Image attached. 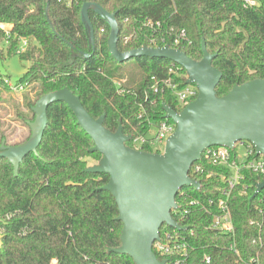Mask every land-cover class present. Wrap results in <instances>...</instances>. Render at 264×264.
<instances>
[{
    "label": "trees",
    "instance_id": "16d2710c",
    "mask_svg": "<svg viewBox=\"0 0 264 264\" xmlns=\"http://www.w3.org/2000/svg\"><path fill=\"white\" fill-rule=\"evenodd\" d=\"M252 1L254 6L246 0H50L49 4L48 0H0V59L17 52L21 61L29 63L15 86L23 87L21 102L5 95L12 90L0 74V107L12 111L11 123L0 118V147L3 141L12 149L28 143L25 136L11 144L16 132L13 122L29 129L37 101L64 88L79 96L95 119L105 114L108 130L116 132L122 125L126 135L146 134L151 125L166 120L163 104L182 110L171 93L161 90L168 78L185 86L186 71L161 59L124 63L112 59L108 40L113 28L95 8L89 10L95 31L93 51L82 14L85 4L116 14L118 49L123 53L169 46L201 61L205 41L208 52L217 54L213 66L223 77L216 91L224 96L236 85L264 79V0ZM24 41L27 46L21 51ZM47 116L37 155L30 153L21 161L17 177L9 160L0 159V264H134L131 257L109 251L121 246L118 206L103 190L109 176L86 172L88 160L100 162L102 155L90 151L93 140L65 103L52 104ZM196 166L203 171L194 174ZM231 175L229 168L204 158L195 163L192 178L201 188L181 189L176 199L179 209L172 212L188 230L167 225L160 229V241L170 243V235L193 248L190 264H203L205 256L212 258V264H264V190L251 200L264 176L244 170L231 190L228 204L234 235L211 230L214 216L204 208L210 200L223 198ZM193 201L199 206H191ZM185 209L189 214L181 215ZM231 243L239 255L230 251ZM155 245L158 260L174 264L178 254L162 255Z\"/></svg>",
    "mask_w": 264,
    "mask_h": 264
},
{
    "label": "water",
    "instance_id": "95a60500",
    "mask_svg": "<svg viewBox=\"0 0 264 264\" xmlns=\"http://www.w3.org/2000/svg\"><path fill=\"white\" fill-rule=\"evenodd\" d=\"M91 8L104 15L112 25L113 32L108 40L112 59L119 63L141 58L161 59L178 64L187 73V84L198 89L197 98L180 112L163 104L166 117L174 122L176 129L166 141L163 153H150L127 146L132 134L126 135L122 125L116 132L108 130L104 126L106 115L97 119L92 117L80 97L69 89L54 91L41 97L32 108L35 119L27 124L34 139L14 149L3 141L0 159L9 160L17 177L21 161L30 153L37 155L49 122L48 108L57 102L65 103L78 125L93 140L94 147L90 151L102 155L100 164L87 168L86 172L109 176L103 190L112 194L118 206V220L123 224L121 246L109 251L131 257L134 264H167L165 260H158L153 247L160 240L163 225L178 231L188 230L173 218L172 212L178 209L176 199L181 189L201 188V183L190 177V171L202 160L204 151L211 147L234 150L237 143L248 142L254 146L257 155L264 156V79L236 85L226 95L218 96L216 89L223 74L213 66L217 54L208 52L205 41L201 46V61L169 46L143 47L123 53L118 49L116 14L87 3L82 14L90 30L93 51L95 31L89 18ZM49 24L52 26L50 20ZM263 190L264 181L257 184L251 200ZM2 239L0 234V247Z\"/></svg>",
    "mask_w": 264,
    "mask_h": 264
},
{
    "label": "built area",
    "instance_id": "2783aa9c",
    "mask_svg": "<svg viewBox=\"0 0 264 264\" xmlns=\"http://www.w3.org/2000/svg\"><path fill=\"white\" fill-rule=\"evenodd\" d=\"M246 3L251 6L256 4L255 1L252 0H246ZM180 36L184 37L185 33L182 32ZM176 43H178V40ZM26 46L27 43L24 41L21 51H23ZM8 85L12 91L23 90V87H14L9 82ZM180 85L181 84L173 78H168L162 82L163 87L161 91L171 93L183 109L186 105L197 98L198 89L195 85L186 84L183 87ZM154 89L156 93L159 92L158 85L154 86ZM175 129L176 125L174 122H170L168 118H166V120L160 121L156 125H151L146 134H132L133 138L130 141L132 143L131 148L141 151H146L145 148H150L153 149L154 152H159V150L156 149L157 146L162 143L166 144V141L173 135ZM232 152L235 153L236 159L233 157ZM203 158L212 163L214 166L229 168L233 172V175H231L227 180L229 188L223 191V198L218 202L210 200L209 206L204 209L207 213L214 216L211 230L224 235H234L235 230L232 221V214L228 204L230 192L243 178L242 172L244 170L264 176V156L257 155L254 146L248 142H244L237 143L234 150L224 147L208 148L204 151L202 155V159ZM202 171L203 169L201 166H196L193 173L195 174ZM190 177L192 178V169L190 171ZM199 204L200 203L198 201L191 202V206H199ZM189 212V209H185L180 211V214L187 215ZM251 224H253V222ZM168 238L171 239L170 243H164L159 240V242L155 245L157 251L162 255L176 252L179 257L175 260L174 264H190V251L193 248L186 242H180L177 239H172L170 235H168ZM229 249L239 255L235 243H231L229 245ZM253 262H255V260H253ZM203 264H212V258L210 256H205Z\"/></svg>",
    "mask_w": 264,
    "mask_h": 264
},
{
    "label": "rangeland",
    "instance_id": "374dc122",
    "mask_svg": "<svg viewBox=\"0 0 264 264\" xmlns=\"http://www.w3.org/2000/svg\"><path fill=\"white\" fill-rule=\"evenodd\" d=\"M28 67H29V63L21 61L19 54L17 52L12 54L11 56H7L3 60L0 59V74L3 75L5 77V79H7L9 81V83L14 87L17 85L19 79L27 71ZM21 92L22 91H20V90L11 91L10 93L6 92L5 95L13 97L14 99H17L21 102L22 101ZM7 111H9V112L7 113ZM11 114H12V111L9 108H7V110H5L4 108L0 107V118H4V121L11 123L12 119H11V117H9V115H11ZM13 126L15 127L16 132L11 137V144H16V143L22 142L24 140L25 136L26 137L29 136V142H31L34 139L30 128L28 129L25 126L19 124L18 122H13ZM164 148H165V144L162 143V144H159L156 149L159 150V152L163 153ZM88 163H89V167L96 166V165L100 164V162H96V161H92V160H88ZM0 234L2 235L1 230H0Z\"/></svg>",
    "mask_w": 264,
    "mask_h": 264
},
{
    "label": "crops",
    "instance_id": "0c3cea01",
    "mask_svg": "<svg viewBox=\"0 0 264 264\" xmlns=\"http://www.w3.org/2000/svg\"><path fill=\"white\" fill-rule=\"evenodd\" d=\"M3 28H6V29H8V28H9V26H7V25H3Z\"/></svg>",
    "mask_w": 264,
    "mask_h": 264
}]
</instances>
